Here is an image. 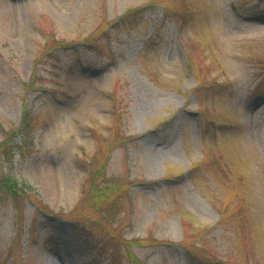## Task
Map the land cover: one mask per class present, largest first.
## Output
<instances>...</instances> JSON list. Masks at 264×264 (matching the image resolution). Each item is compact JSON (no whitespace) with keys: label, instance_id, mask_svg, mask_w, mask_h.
<instances>
[{"label":"rangeland","instance_id":"1","mask_svg":"<svg viewBox=\"0 0 264 264\" xmlns=\"http://www.w3.org/2000/svg\"><path fill=\"white\" fill-rule=\"evenodd\" d=\"M25 109L10 169L51 213L0 199V264H264V0H0V142Z\"/></svg>","mask_w":264,"mask_h":264},{"label":"trees","instance_id":"2","mask_svg":"<svg viewBox=\"0 0 264 264\" xmlns=\"http://www.w3.org/2000/svg\"><path fill=\"white\" fill-rule=\"evenodd\" d=\"M142 10V7L131 9L130 12H128V16L129 14L138 15L140 12H142ZM68 45L69 44L62 43L61 41L53 38L46 45L45 51H50L54 48H64ZM32 126L33 117L25 109V113L22 117L20 126L16 129L7 131L4 139L0 142V161L2 162V164H6L8 166V168L0 172V199L12 203L16 210V213L18 214H21L23 201L28 199L35 205L36 209L39 212L48 215L51 213V211H49L47 209V205H45L39 199L36 190L25 181L19 182L10 169L13 165L14 156L17 151L22 156H27V154L30 153V150L25 149V146L31 144L32 142V138L30 137ZM16 137L21 138L20 143L15 142ZM101 179H103L102 182ZM113 181L111 179H108L107 176L104 177L101 170L93 171L84 183L82 198L85 196V200L87 201L90 198L92 207L97 209V211L95 212L99 211V213L103 215V219L105 220L114 218L118 210L124 207L125 194H123V191L126 189L125 187H128V182H126L125 179L120 180L122 183L118 184ZM118 188H121V190L118 191ZM71 226L77 234L83 235L90 240L87 245H91L93 248L96 246L97 243H92L95 241L94 234L84 223L78 221L76 224L72 223ZM117 238L120 239V244H118L117 246V251L120 250L119 245L129 251V248L134 244L145 245L149 243V237L146 239L135 240H126L121 236H117ZM111 257H113L114 259L116 258L115 251L113 252V255H111ZM129 257L132 262H134L132 259L133 257L131 251H129Z\"/></svg>","mask_w":264,"mask_h":264},{"label":"bare ground","instance_id":"3","mask_svg":"<svg viewBox=\"0 0 264 264\" xmlns=\"http://www.w3.org/2000/svg\"><path fill=\"white\" fill-rule=\"evenodd\" d=\"M255 23H258V22H255ZM258 27L257 28H262L263 27V25H257ZM254 110V109H253ZM263 146V145H262ZM56 188H57V190L59 189V187L58 186H56Z\"/></svg>","mask_w":264,"mask_h":264}]
</instances>
